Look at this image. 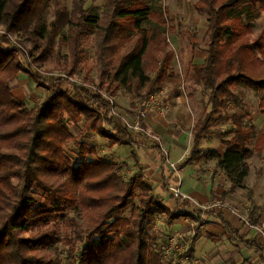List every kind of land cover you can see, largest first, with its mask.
I'll return each instance as SVG.
<instances>
[{
  "label": "trees",
  "instance_id": "1",
  "mask_svg": "<svg viewBox=\"0 0 264 264\" xmlns=\"http://www.w3.org/2000/svg\"><path fill=\"white\" fill-rule=\"evenodd\" d=\"M138 2L107 0V19L97 31L100 83L93 84L89 71L85 82H69L65 90L67 80H43L33 66L54 57L55 31L73 25L70 14L58 10L48 24L51 4L57 6L58 0H0V26L7 34L26 35L35 53L29 62L7 36L0 38V147L6 149H0V264H56L62 242L67 246L65 264H162V252L147 229L169 210L141 173L124 181L119 175L122 166L102 158L85 141L96 134L111 148L134 144L127 129L112 117L111 103L102 93L115 98L121 89L134 90L141 101L171 71L175 54L168 50L166 12L145 6L131 9ZM196 10L208 17V56L192 71L194 85L208 96V103L193 129L192 158L200 157L196 152L203 136L221 135L210 126L214 117L228 116L230 102L241 103L236 86L252 89L264 105V28L254 34L264 0H199ZM82 13L89 27L99 24ZM149 15L150 26L143 28ZM181 34L197 48L196 36L188 30ZM79 35L74 32L68 38L72 65L67 74L72 77L82 61ZM20 73L48 92L32 109L13 95L12 84ZM229 118L235 133L231 140H223L226 152L219 164L232 174L244 163L249 147L263 155L264 132L246 124L238 113ZM66 123L83 124L79 135L74 136ZM68 142L77 146L80 161L74 163L67 155ZM247 174L243 170L238 179ZM137 196L139 206H134L129 200ZM80 199L85 204L82 210ZM78 211L88 222L81 249L76 245L81 241L78 233L74 238L69 234L80 228L69 215ZM181 215L177 209L168 221Z\"/></svg>",
  "mask_w": 264,
  "mask_h": 264
},
{
  "label": "crops",
  "instance_id": "2",
  "mask_svg": "<svg viewBox=\"0 0 264 264\" xmlns=\"http://www.w3.org/2000/svg\"><path fill=\"white\" fill-rule=\"evenodd\" d=\"M166 17L167 12L165 14V18ZM150 18L151 15H149L148 21L144 22L143 28H148L150 26ZM179 22L170 28V32L187 37L181 34V31L190 30L183 27ZM144 25H147V27H144ZM190 33L193 35L191 31ZM191 44L193 58L191 59L190 65L204 64L208 56L206 49H201L199 46L196 48L193 42ZM168 50L170 49L168 48ZM175 58L168 76L161 85H156L153 89L154 93L157 94V92L161 91V93L167 95V98L173 99L174 109H169L166 115L162 116L154 109L151 110L147 118L143 120L138 116V109H123L125 107L120 105V97L127 94V91H133V93H135L134 90L121 89L118 95L113 99H116L119 107L118 111L120 113L127 115L133 122H140L148 131L162 138L163 152L168 154L171 163L179 161L189 145V154L183 163V167L179 169V171H174L170 164H168L167 161L165 162L164 153L152 140H148L132 132H128L134 141V144L131 146L124 145L111 148L108 144L109 151H112L113 154L118 156L122 153L124 154L120 155L121 159L107 161L120 164L122 168L125 163L126 166H131L135 172L133 176L141 173L146 184L152 189L153 194L156 195L171 213L178 209L182 214L181 217L171 222L168 221V224L175 228L174 231L179 230L187 233L188 231L195 230L197 232L196 236L190 240L189 238L179 240L172 257L173 264H264V246H262L261 240L257 237L255 231L250 229L242 221L240 217H244L243 215L239 212H235L230 207H222L213 209L210 213H206L207 216L205 215L204 217V215H202L203 213L201 214L193 204L189 201H182L174 197L170 191L171 187L179 185L184 195L189 196L202 205L216 202L213 200H222L226 203L228 200L233 201L234 197L231 196V194H233L234 191L237 192L235 189L237 186L227 178V174L218 166L219 163L213 168L207 162V164L204 163L205 159L211 158L208 156V153L202 152L199 158L197 156V158H192L191 156L194 147L193 129L200 118L197 120L194 118L196 109H186L183 105L188 104L187 94L186 90H184V85L181 86L180 78L175 71V64H177ZM150 78L156 80L154 74H152ZM31 80L33 83H30ZM12 86L13 95L19 101L25 103L27 108L29 106L28 104L32 106L33 104L39 103L48 94L44 88L37 86L36 82L26 73H20L18 79ZM236 88L237 86L235 89ZM238 90L241 91L242 103L245 99V95L254 92L252 89H242V87H239ZM146 92L147 87L143 90V94ZM162 98L166 101L164 97ZM131 100L133 102L140 101V99L136 100L133 98H131L130 101ZM232 103L233 102L229 103L230 107H233ZM256 110L257 109L253 112H248L250 113V117L248 116V118L253 119V122L250 123L246 121V124L255 127L258 132H264V124L261 125V123L264 122V109H260L259 111ZM239 116L245 118V115L240 114ZM187 128L190 129L189 133L192 138L190 143L188 138L189 134L185 131ZM258 128L260 130H258ZM96 137L99 138L98 135L92 134L89 136L88 140ZM205 137L206 136H203L201 140H204ZM201 140L198 142L197 151H199L198 148ZM220 156L222 158L224 155ZM260 174L261 170L252 174L253 176L251 178L253 179L249 183L251 187H249L250 189L248 191L251 199L248 197V199H250V201H248L249 207L244 217L254 225L264 223V200L258 202V199H256L258 192V197L261 195L259 188L262 189L264 187V172ZM255 177L258 178L254 181ZM251 217L255 223L252 222ZM223 222L230 227L229 230L226 229ZM156 223L157 221H154V224ZM162 247L163 245L161 244L158 248L161 250Z\"/></svg>",
  "mask_w": 264,
  "mask_h": 264
},
{
  "label": "rangeland",
  "instance_id": "3",
  "mask_svg": "<svg viewBox=\"0 0 264 264\" xmlns=\"http://www.w3.org/2000/svg\"><path fill=\"white\" fill-rule=\"evenodd\" d=\"M59 3L57 6H53L51 4L49 14L47 17V22L50 24L52 21L55 20L56 12L59 10L60 12H66L70 14L71 21L73 25H68L67 27H64L62 29H57L55 31L54 36V54L49 61L46 63H43L41 65H35L33 66L34 69H37V71L43 72V73H58L61 76H64L70 80H74L78 83H83L84 77L87 72L91 71L90 78L93 82V84L97 85L100 83L99 81V67L97 64V56H98V47H97V31L99 27L103 24H105L107 16L106 13H108V7H107V0H58ZM199 0H140L138 2V5H133L131 9H145V7L150 8L152 10L154 9H161L162 11L167 12V17L165 19V27L171 28L172 26H175L179 21V23L182 24L183 27H186L189 29L193 35L197 37L198 46L201 47V49H206V42H207V25H208V17L205 14H201L196 10V6ZM145 6V7H143ZM114 8V7H112ZM82 11H84L85 17H94L95 19L99 20V24L96 26L89 27L87 24H85V20L81 19V15L83 14ZM112 11V9H111ZM156 21L157 19L154 18ZM144 27H147V25H144ZM264 28V12L261 13V16L259 19L255 22V29L254 34L257 36L261 30ZM89 29V30H88ZM88 30V31H87ZM76 33H80L79 35V41H80V52H82V61L77 69V75L74 77L69 76L67 73L71 69L72 65V56L69 48L70 42H68V38ZM7 36L11 42L16 46L25 56L26 59L29 58V61H31L32 56H35L34 51L32 50V44L28 40V37L26 35H21L17 33H10L7 34L5 31V27L0 26V38ZM62 37H65L62 39ZM167 39L169 41V49L172 50L175 53V60L177 64H175V71L177 73V76L180 78L181 86L184 85L187 94V105L183 104L186 109H196V113L194 115V118L197 120L203 116V110L207 107L208 103V96L203 95V91L194 85V76L193 71L191 69V59L192 57V42L188 40L187 37L181 36L178 33H167ZM81 56V55H80ZM36 67V68H35ZM178 68V69H177ZM65 78V79H66ZM70 81H65L63 83V88L65 90L68 89L70 86ZM30 83H33L32 80ZM13 85V84H12ZM166 87V86H165ZM13 88V86H12ZM172 88V87H171ZM239 87L234 89L235 94H240L241 91L238 90ZM242 89H244L242 87ZM162 90V89H161ZM168 91V89L166 88ZM172 90V89H171ZM239 91V92H237ZM164 92V91H163ZM154 93V92H153ZM161 97H164L166 99V103L171 106L170 109H174V101L171 98H167L166 94H163L160 92H157ZM133 95V97H132ZM148 95V94H147ZM146 95V96H147ZM189 95V96H188ZM139 97L136 93H133V91L129 92L127 91V94H124L120 97L119 103L122 105L123 109H138V106L140 102H133L130 101L131 98L133 99H139ZM245 99L243 100V103L236 104L235 102L232 103L233 107L231 112H229L228 116H215L214 119L211 121L210 126L212 129L216 132H222L221 135L219 134H211V135H205L206 137L204 140H201L199 144V151L212 154L213 156H210L211 158L205 159L204 163L209 164L212 168L216 167L217 163H220L221 156L225 155V147L223 146V140H231L234 137L235 128L230 120V116L233 113H239V115H245V122H253V119L248 118L250 117V113L253 112L255 109L256 111H259L260 109H264V105L260 104L261 96L256 94L255 92H250V94H247L244 96ZM115 103V112L124 119H128L129 121L133 122L127 115H124L118 111L119 107L117 104L116 99L113 100ZM131 103V104H130ZM28 109H32L33 105L31 106L28 104ZM261 123V125H263ZM83 124L79 125H73L71 123H66L67 129L74 135L78 136ZM190 127V125H189ZM258 130H260L258 128ZM185 131L189 134V143L190 140L192 141V138L190 136V129L187 128ZM152 133V132H151ZM153 134V133H152ZM157 136V138L160 140V143L154 142L159 149L163 152V140L160 136L154 134ZM222 136V137H221ZM96 139V140H95ZM102 138H94V139H85L87 143L90 145H93L97 148L99 155L109 161H116L118 159H121L120 154L119 156L116 154H113L112 151H109L108 144L109 142L107 140H101ZM189 145L187 146L183 156L180 158L179 161H175V163L179 166V169L183 167V163L185 159L187 158L189 154L188 150ZM191 147V144H190ZM2 150H6L3 147H0ZM67 155L73 160L74 163L80 161V158L78 157L79 150L77 146L73 142H68L65 147ZM197 151L196 153H199ZM164 153V152H163ZM215 155V156H214ZM207 156V155H206ZM125 158V155H124ZM165 162L167 161L168 164L171 163L169 161L168 154L164 153ZM220 158V159H219ZM207 162V163H206ZM124 165V164H122ZM218 166H220L218 164ZM220 168L227 174V178L234 184L237 183V187L235 188L237 190L234 191L231 196L234 197L233 201L228 200L227 203L224 201H217L214 203H222L225 207L232 208L235 212H239L241 215L245 217V214L248 212V201H250L251 196L248 193L249 187H251L250 181L253 179L251 178L253 173L259 172L261 170V174L264 172V154L262 156H257L254 152V147L251 146L248 148L247 153L245 154V161L244 163L237 169V172H226L223 167L220 166ZM247 170L248 174L240 181L238 178L243 170ZM260 169V170H259ZM120 176L123 178L124 181H129L131 177L135 174L133 168L131 166H123L121 171L119 172ZM260 174V175H261ZM259 175V176H260ZM258 177L254 178V181ZM236 180L240 181L239 184L236 182ZM261 195L257 197L258 202H262L264 200V187L261 189L259 188ZM136 195H140V192L137 191ZM248 197L250 199H248ZM140 197H135L133 199H130V203L134 206H139ZM79 210L84 209V202L82 199L79 200ZM233 202V203H232ZM211 204H207L206 206H210ZM202 205V204H200ZM196 207L195 205H193ZM197 208V207H196ZM132 207L129 208V210L124 214L125 217H130ZM198 209V208H197ZM206 213H210V211H207ZM205 214L204 215L205 217ZM69 215L77 222V224L80 226V228H75L74 232H70L69 234L71 238H74L76 236V233L81 238V241H79L76 245L78 249H81L84 245V237L86 236L85 230L88 227V222L83 217V215L78 211V213H70ZM171 213L166 212L160 216L157 217L155 221H157L156 224L152 222L148 229L147 233L151 240H155L158 243V247L162 244L163 247H167L168 239L174 235L175 233L178 234H186V237L190 236L187 235L196 232L195 230L186 231L187 233H184V231H174L175 228H173L172 225L168 224V218L170 217ZM207 216V215H206ZM197 234V232H196ZM64 234L61 235V238L63 239ZM83 241V242H82ZM58 247L60 249L59 254H57L54 257V261L56 264H65V258H66V251L67 246L62 242L58 244ZM162 247V248H163ZM161 248V252H162ZM162 254V264H164L163 261V253Z\"/></svg>",
  "mask_w": 264,
  "mask_h": 264
},
{
  "label": "built area",
  "instance_id": "4",
  "mask_svg": "<svg viewBox=\"0 0 264 264\" xmlns=\"http://www.w3.org/2000/svg\"><path fill=\"white\" fill-rule=\"evenodd\" d=\"M29 61V58H28ZM30 62V61H29ZM36 72L38 73V76L43 79V80H47V81H52L55 79H65L66 77L59 75L58 73H43V72H38L36 69ZM69 78V77H68ZM66 78L65 80L70 81V82H75L74 80H70ZM103 97H105L106 99H108L111 103V114L112 117L118 122H120L126 129L128 132H132V133H136L148 140H152L154 142L160 143V140L157 138V136H155L154 134H152L150 131H148L140 122H131L128 119H124L123 117H121V115L117 114L115 112V103H114V99L112 97H109L107 95H105L104 93H102ZM170 106L165 102V100L156 93H150L148 94L139 104L138 106V116L141 119H146L148 116V113L151 110H157L158 113L162 116L166 115L169 111ZM171 168L174 171H179V166L176 163H169ZM170 191L172 193V195L182 201H189L191 204L195 205L198 210L201 213H206L207 211H212L213 209L216 208H222L225 207L222 203H214L211 204L210 206H206V205H200L199 203H197L196 201H194L192 198H190L187 195H184L181 190H180V186H175V187H171ZM242 219V221L252 230L255 231V233L257 234V237L261 240V244L262 246H264V223L260 224V225H254L252 223H250L246 218L244 217H240ZM187 235H190L188 237H186V234H178L175 233L174 235H172L167 242V247H163L162 248V253H163V261L164 264H173V255L174 252L177 248V244L179 242V240L181 239H192L193 237L196 236V232H193L191 234H189V232L187 233Z\"/></svg>",
  "mask_w": 264,
  "mask_h": 264
}]
</instances>
